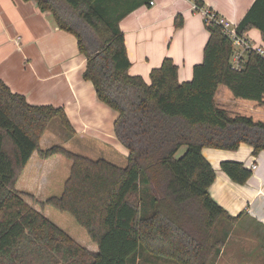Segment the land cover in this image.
Here are the masks:
<instances>
[{
    "label": "trees",
    "instance_id": "16d2710c",
    "mask_svg": "<svg viewBox=\"0 0 264 264\" xmlns=\"http://www.w3.org/2000/svg\"><path fill=\"white\" fill-rule=\"evenodd\" d=\"M36 1L77 37L87 61L83 77L93 83L99 100L117 111L115 132L129 155L127 165L119 166L61 144L43 149L42 136L54 119L67 138L76 133L65 108L31 104L0 79V264H132L141 250L178 264H215L242 214L231 215L210 195L216 173L203 149L235 150L248 143L255 154L264 150V120L232 113L216 101L224 85L235 98L262 105L264 56L249 51L241 68H233V41L213 23L207 25L204 60L194 66L191 80L181 82L178 65L167 57L147 82L130 74L120 28L143 2ZM194 2L206 7L204 0ZM260 5L257 0L238 24L239 34L258 27L264 36ZM182 24L179 15L177 25ZM36 151L71 161L63 192L38 203L71 214L98 245L96 252L75 244L27 202L26 197L35 199L32 194L17 189ZM221 166L240 184L252 175L242 162L226 160Z\"/></svg>",
    "mask_w": 264,
    "mask_h": 264
},
{
    "label": "crops",
    "instance_id": "0c3cea01",
    "mask_svg": "<svg viewBox=\"0 0 264 264\" xmlns=\"http://www.w3.org/2000/svg\"><path fill=\"white\" fill-rule=\"evenodd\" d=\"M123 1L127 5L143 2L120 22L131 61L130 74L141 75L150 82L152 69L159 67L168 57L178 65L179 80H191L194 66L204 60L210 37L204 14L195 9L194 0ZM256 1L204 0V3L205 8L213 9L238 26ZM259 7L257 19L264 23V0ZM179 15L183 16L181 26L177 25ZM244 36L264 49V36L258 27H252ZM86 62L77 37L61 29L52 12L42 11L36 0H0V79L13 92L23 94L31 104L63 106L76 131L65 142L77 143L84 152L82 155L105 158L126 166L129 149L115 132L118 113L100 101L93 83L84 79ZM216 101L232 113L264 120V103L258 105L255 101L237 99L224 85L219 86ZM52 134L49 128L42 136L43 149L58 142L48 144ZM203 154L216 173L209 187L210 195L231 215L242 214L234 231L254 230L261 241L257 248L264 254V150L255 154L252 145L241 143L235 150L205 147ZM58 155L61 154L44 158L34 152L17 182V189L32 194L37 204L45 199L33 192L48 183L53 171L51 160ZM226 160L242 162L252 170L251 177L243 184L233 181L222 169L221 164ZM68 164L69 176L71 161ZM253 164L257 165L255 169ZM240 235L231 234V240H237ZM249 246L236 243V252L230 253L229 257L233 258L232 262L258 264L254 260L255 253L248 250L255 247L253 244ZM223 256H228L225 250L220 254ZM261 259L260 254L259 264L263 263H260Z\"/></svg>",
    "mask_w": 264,
    "mask_h": 264
},
{
    "label": "rangeland",
    "instance_id": "374dc122",
    "mask_svg": "<svg viewBox=\"0 0 264 264\" xmlns=\"http://www.w3.org/2000/svg\"><path fill=\"white\" fill-rule=\"evenodd\" d=\"M50 131L53 134L50 137L48 144H51L56 140H58V142H54V144L63 145V143L64 144L66 143L65 140L67 139L68 135L67 132L61 127L59 119H54L50 127ZM76 141L78 140L76 139ZM65 145H66L65 147L76 153H80V154L84 153L83 150H81V147L77 143H73L72 145L71 142V143H66ZM181 150L184 151V148H182ZM183 151H180V154ZM51 161L52 164L50 168L53 171L48 178V183H46V185L43 186L42 188L38 186L36 190L33 192L34 194L40 196L42 199H47L48 197L54 195H60L64 188V181L69 173V164H68L69 161L63 155H58L57 157H54V159H52ZM26 200H28L27 202L37 210L42 211L44 209L43 213L49 219H51L53 222H55L57 225L63 228L70 235V237L73 239L75 244L85 247L91 252H96L95 249L98 250V245L92 241L87 231L77 223V221L71 214L67 212L59 211L58 209L54 208L51 205H45L44 207L40 206L35 202L37 200L36 198L35 199L27 198ZM235 233L241 234L240 237H238L237 240L236 239L231 240V236H230L228 242L226 243L225 248L223 249L225 250V252H227L228 256L227 257L219 256L215 264H231V263L236 264L232 262L233 258L232 259L229 258L230 253H232L233 255L236 252L234 249L236 243L242 244V246L247 244V247L249 246V244H253L255 248H249L248 250H250V253H255L254 260L258 264L261 254L262 259L260 263H262L264 261L263 260L264 254L262 253V251H259V249L257 248L261 241L259 238H257L256 234H254V230L242 231L241 229L240 232H236L235 230L231 234H235ZM132 264H178V263L168 258L159 257L150 251L141 250V252L137 255L135 261Z\"/></svg>",
    "mask_w": 264,
    "mask_h": 264
},
{
    "label": "built area",
    "instance_id": "2783aa9c",
    "mask_svg": "<svg viewBox=\"0 0 264 264\" xmlns=\"http://www.w3.org/2000/svg\"><path fill=\"white\" fill-rule=\"evenodd\" d=\"M195 9L201 10L204 14L205 22L207 25L213 23H219L223 26L224 33L233 41L234 45V54L232 58L233 68H241V60L244 58L249 51H255L260 55L264 56V49L261 47L255 46L253 42L248 40L244 34H239L237 32V26H235L231 21L225 19L224 17L216 14L215 11L210 10L209 8H198L197 5L194 6ZM256 164H253L252 168L255 169Z\"/></svg>",
    "mask_w": 264,
    "mask_h": 264
}]
</instances>
